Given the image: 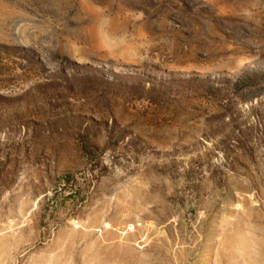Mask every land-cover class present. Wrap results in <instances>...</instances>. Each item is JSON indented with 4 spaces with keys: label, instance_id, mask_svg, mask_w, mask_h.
Masks as SVG:
<instances>
[{
    "label": "rangeland",
    "instance_id": "374dc122",
    "mask_svg": "<svg viewBox=\"0 0 264 264\" xmlns=\"http://www.w3.org/2000/svg\"><path fill=\"white\" fill-rule=\"evenodd\" d=\"M0 264H264V0H0Z\"/></svg>",
    "mask_w": 264,
    "mask_h": 264
},
{
    "label": "trees",
    "instance_id": "16d2710c",
    "mask_svg": "<svg viewBox=\"0 0 264 264\" xmlns=\"http://www.w3.org/2000/svg\"><path fill=\"white\" fill-rule=\"evenodd\" d=\"M24 55H25V54H24ZM24 55H23V56H24Z\"/></svg>",
    "mask_w": 264,
    "mask_h": 264
}]
</instances>
